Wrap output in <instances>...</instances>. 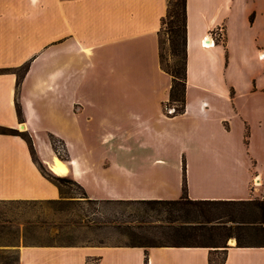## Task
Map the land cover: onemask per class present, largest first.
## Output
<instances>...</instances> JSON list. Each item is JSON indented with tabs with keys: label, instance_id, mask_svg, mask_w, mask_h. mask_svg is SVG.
Here are the masks:
<instances>
[{
	"label": "crops",
	"instance_id": "1",
	"mask_svg": "<svg viewBox=\"0 0 264 264\" xmlns=\"http://www.w3.org/2000/svg\"><path fill=\"white\" fill-rule=\"evenodd\" d=\"M168 3L0 0V126L24 125L50 172L57 154L46 134L53 133L68 153L61 176L90 199L174 200L186 181L194 200H249L264 186V0H187L180 114L166 110L172 76L160 59ZM220 25L224 37L203 47L202 39ZM25 64L18 87L13 69ZM84 124L88 132H102L97 142L75 134ZM66 198L24 138L0 134V201ZM10 251L17 255L13 264H216L219 253L221 264H264V246L237 240L226 249L0 247Z\"/></svg>",
	"mask_w": 264,
	"mask_h": 264
},
{
	"label": "rangeland",
	"instance_id": "2",
	"mask_svg": "<svg viewBox=\"0 0 264 264\" xmlns=\"http://www.w3.org/2000/svg\"><path fill=\"white\" fill-rule=\"evenodd\" d=\"M160 42L164 63L172 65L174 58L165 31L161 32ZM84 91L86 94V85ZM170 106L174 105H167L166 110ZM81 129L75 134H79L86 143L97 142L102 134L86 131L85 124ZM50 134L53 133L46 135L57 156L67 160L64 144L57 138L50 139ZM62 188L70 198L56 202L0 201V247L29 243L150 246L182 240L181 233L173 228L182 222L178 215L168 214L164 204L145 200H94L85 197L82 189L70 182H63ZM250 199H264V186ZM230 239L221 241L230 245ZM248 240L256 241L258 238L248 236ZM0 257V264H7L14 262L17 255L12 251L1 252ZM216 258V264H221L223 254L219 253Z\"/></svg>",
	"mask_w": 264,
	"mask_h": 264
},
{
	"label": "trees",
	"instance_id": "3",
	"mask_svg": "<svg viewBox=\"0 0 264 264\" xmlns=\"http://www.w3.org/2000/svg\"><path fill=\"white\" fill-rule=\"evenodd\" d=\"M162 23V31H165L169 37L170 52L174 58V63L168 65L164 63V57L160 54L164 70L172 76L168 105H174V113L180 114L185 111L186 106L187 0H169L167 15ZM13 70L18 75L17 86L19 87L24 74L28 70V64ZM16 106L18 117L22 119V107L18 101L16 102ZM0 134L19 135L24 138L29 144L32 157L39 165L42 173L59 187L62 188L63 182L78 185L72 178L56 176L44 167L38 159L29 133L0 126ZM51 137L56 138L50 134V139ZM50 201L56 202L60 200ZM145 201L164 204L165 211L170 215H178V219L182 222L178 226H173L176 231L181 233V241L157 243L150 246H203L226 249L229 245L221 240H228L230 238H236L238 246H264V199L194 200L189 198L186 181H184L183 195L179 199ZM169 226L171 227V225ZM248 236H255L258 240L247 241ZM127 245L145 246L142 244ZM16 260L17 257L14 262ZM7 264H13V262Z\"/></svg>",
	"mask_w": 264,
	"mask_h": 264
},
{
	"label": "built area",
	"instance_id": "4",
	"mask_svg": "<svg viewBox=\"0 0 264 264\" xmlns=\"http://www.w3.org/2000/svg\"><path fill=\"white\" fill-rule=\"evenodd\" d=\"M224 37V30L223 26H218L217 29L214 30L213 33H211L209 36H206L202 39L201 45L203 47H211L214 44L215 40L222 39ZM208 38H211V42L208 41ZM168 112L174 113L175 112V106H170L168 109Z\"/></svg>",
	"mask_w": 264,
	"mask_h": 264
},
{
	"label": "bare ground",
	"instance_id": "5",
	"mask_svg": "<svg viewBox=\"0 0 264 264\" xmlns=\"http://www.w3.org/2000/svg\"><path fill=\"white\" fill-rule=\"evenodd\" d=\"M208 41L211 42V38H208ZM21 130H24V125H21ZM50 169L56 175H62L67 172L66 162H64L61 158L55 156L53 163L50 164ZM236 240L234 238L230 239L231 244H235Z\"/></svg>",
	"mask_w": 264,
	"mask_h": 264
}]
</instances>
